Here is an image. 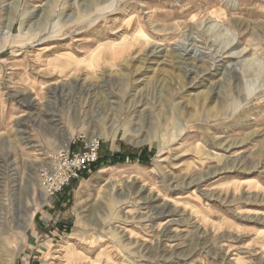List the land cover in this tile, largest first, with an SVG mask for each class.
I'll use <instances>...</instances> for the list:
<instances>
[{
	"label": "rangeland",
	"instance_id": "1",
	"mask_svg": "<svg viewBox=\"0 0 264 264\" xmlns=\"http://www.w3.org/2000/svg\"><path fill=\"white\" fill-rule=\"evenodd\" d=\"M0 264H264V0H0Z\"/></svg>",
	"mask_w": 264,
	"mask_h": 264
},
{
	"label": "built area",
	"instance_id": "2",
	"mask_svg": "<svg viewBox=\"0 0 264 264\" xmlns=\"http://www.w3.org/2000/svg\"><path fill=\"white\" fill-rule=\"evenodd\" d=\"M98 147V140L91 137L79 150H60L53 163L41 169L46 195L56 197L72 181L88 172L99 159Z\"/></svg>",
	"mask_w": 264,
	"mask_h": 264
},
{
	"label": "bare ground",
	"instance_id": "3",
	"mask_svg": "<svg viewBox=\"0 0 264 264\" xmlns=\"http://www.w3.org/2000/svg\"><path fill=\"white\" fill-rule=\"evenodd\" d=\"M185 51V50H184ZM238 55V54H237ZM182 60H185V57H182ZM180 62V61H179ZM184 63H186V62H184ZM186 64H190V63H186ZM231 64V67H230V69L233 71V72H235L236 71V69H237V64L235 63V64H233V63H230ZM188 68V67H187ZM192 68H195V66H193L192 65ZM199 68V67H198ZM197 69V68H196ZM189 71H191L190 73H192V74H194V78H196V77H199V75L200 74H202L204 71H207V69L206 70H202V71H199V70H192V69H190ZM228 71H229V69H228ZM215 87H216V84H215ZM214 89V88H213ZM134 132L135 133H138L139 132V130L138 129H135L134 130ZM162 211H163V209H161ZM171 212V211H170Z\"/></svg>",
	"mask_w": 264,
	"mask_h": 264
},
{
	"label": "trees",
	"instance_id": "4",
	"mask_svg": "<svg viewBox=\"0 0 264 264\" xmlns=\"http://www.w3.org/2000/svg\"><path fill=\"white\" fill-rule=\"evenodd\" d=\"M116 159H118V158H116V157H111V158H109L108 160H109V162H114ZM107 162V161H106ZM97 163H95L94 165H96Z\"/></svg>",
	"mask_w": 264,
	"mask_h": 264
}]
</instances>
